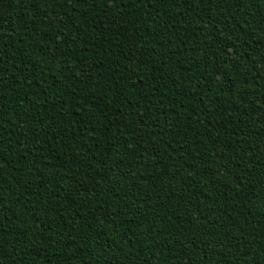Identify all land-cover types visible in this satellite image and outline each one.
Masks as SVG:
<instances>
[{
    "label": "trees",
    "instance_id": "16d2710c",
    "mask_svg": "<svg viewBox=\"0 0 264 264\" xmlns=\"http://www.w3.org/2000/svg\"><path fill=\"white\" fill-rule=\"evenodd\" d=\"M0 264H264V0H0Z\"/></svg>",
    "mask_w": 264,
    "mask_h": 264
}]
</instances>
